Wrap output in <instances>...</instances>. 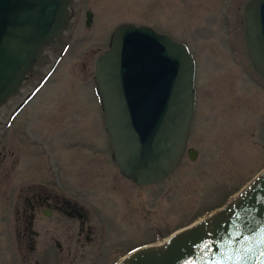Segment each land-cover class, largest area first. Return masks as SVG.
Here are the masks:
<instances>
[{"label":"rangeland","instance_id":"obj_1","mask_svg":"<svg viewBox=\"0 0 264 264\" xmlns=\"http://www.w3.org/2000/svg\"><path fill=\"white\" fill-rule=\"evenodd\" d=\"M247 1L73 0L79 7H74L71 17L73 14L72 19L78 17L80 21L77 26L66 27L62 37L50 48L53 54L40 59L47 63L38 74L48 68L64 39L72 36L73 43L69 53L60 60L56 78L49 80L50 84L44 89L62 90L58 93L71 100L67 93L73 88L76 93L82 92L83 100L92 104L90 90L85 86L93 73L92 60L105 49L108 35L118 24L146 26L166 34L173 41L184 44L194 61L195 105L186 146L196 151V155L189 160L184 154L163 182L138 188L120 177L110 159L106 137L103 143L97 125L94 129L89 126L86 136L94 139L96 146L105 144V150L96 166L93 163L84 172L87 178L82 177L84 184L87 182L85 204L93 216V231L98 233L95 223L100 221L112 243L95 264H112L127 251L156 243L159 237L164 239L207 216L264 167V81L252 69L242 41L241 15ZM69 8L72 12L73 7ZM85 9L94 13L93 25L88 28L83 25ZM84 57L89 59L86 73L76 76L82 70ZM46 97L43 91L35 100ZM6 109V104L0 107V135ZM10 151L16 155L15 147ZM92 151L90 148L89 153ZM66 159L67 154H63L58 160ZM32 166L41 168L40 164ZM64 173L72 180L76 178L73 165ZM110 184L118 187L116 196L106 192ZM11 190V186L7 190L5 184L0 185V264L41 263V248L29 251L26 235L21 234V223L18 232L19 221L15 222L13 215L6 213L9 198L5 196ZM13 200H9L10 207ZM88 206L96 207L97 212L103 211L104 217L93 213L92 208L90 211ZM65 254L62 251V259L56 258L50 263L92 264L88 259L93 256L90 251L85 260L78 258L84 255L79 248Z\"/></svg>","mask_w":264,"mask_h":264},{"label":"water","instance_id":"obj_2","mask_svg":"<svg viewBox=\"0 0 264 264\" xmlns=\"http://www.w3.org/2000/svg\"><path fill=\"white\" fill-rule=\"evenodd\" d=\"M66 0H0V106L42 48L59 36ZM247 59L264 81V0L242 11ZM94 81L119 174L138 186L178 166L192 124L194 61L187 47L146 26L120 24L95 63ZM189 160L196 151L187 150ZM114 264H264V167L226 203Z\"/></svg>","mask_w":264,"mask_h":264},{"label":"flooded vegetation","instance_id":"obj_3","mask_svg":"<svg viewBox=\"0 0 264 264\" xmlns=\"http://www.w3.org/2000/svg\"><path fill=\"white\" fill-rule=\"evenodd\" d=\"M69 7H73L72 12ZM74 7H79V3L74 5L73 0H66L67 16L61 34L42 48L40 56L33 61L17 92L8 97L0 106L6 104L7 107L1 122L0 185L5 184L7 190L10 189V186L12 188L5 196L9 198L6 213L8 215L11 213L15 222L19 221L18 232H20L21 223V234L26 235L29 251L36 250V247L41 248L40 256L43 258V262L35 264H51L50 262L56 258L62 259V251L68 255L78 248L84 254L78 256L79 259L88 258L87 252L90 251L93 256H89L88 259L92 260V264H95L101 255L109 251V244H112L105 234V225L100 224V221L95 223L98 225V233L93 231V216L88 213L85 204L87 182L84 184L82 177L87 178V174L85 175L84 172L89 170L91 164L94 163L96 166V161L98 163V160L101 159L98 158L102 154L104 155L105 150V144L96 146L94 139L86 136L89 133V126L94 129L97 125L103 143L105 137L108 143L103 108L94 81L95 63L97 58L109 48L112 32L120 24L114 27L108 35L106 44H104L105 49L92 60L93 73L88 79L90 82L85 85L89 88L93 98L92 104L83 100V93L79 89H77L79 93H76L73 88L68 90L67 97H72L71 100L64 99V94L58 93L62 90L52 92L44 89L50 84L49 80L56 78L60 60L69 53L74 37L64 39L57 51L54 52V57L48 68L40 75L38 74L41 67L47 63L46 60L44 63V60L40 59L47 54H53V50L50 48L62 37L66 27L78 25L80 19L78 17L76 20L72 19ZM70 13H73L72 17ZM241 19L244 30L242 15ZM93 22V11L85 9L83 25L88 28L93 25ZM45 49L48 51L46 52ZM82 60V70L76 73V76L86 73L89 59L84 57ZM43 91L47 96L46 99L35 100V97ZM75 94H78L77 98L74 97ZM18 96V100L14 99ZM14 147L16 155L10 151ZM90 148L93 150L92 154L89 153ZM187 150L189 148L185 146V155ZM109 151L110 159L114 165L110 148ZM63 154H67V159L58 160L59 156ZM34 163L40 164L41 168L33 167ZM70 165H73L76 172V178L73 180L64 173ZM114 167L116 166L114 165ZM120 177L122 176L120 175ZM74 185L77 188L73 190ZM140 187L144 186H138V188ZM106 192L110 196H116L118 187L116 184H110L109 190ZM11 198L14 200L10 207L9 200ZM102 207L104 208V206ZM88 208L90 211L92 208L93 213L104 217L103 211L97 212L96 207L88 206Z\"/></svg>","mask_w":264,"mask_h":264},{"label":"bare ground","instance_id":"obj_4","mask_svg":"<svg viewBox=\"0 0 264 264\" xmlns=\"http://www.w3.org/2000/svg\"><path fill=\"white\" fill-rule=\"evenodd\" d=\"M199 219H201V218H199ZM159 242V241H158Z\"/></svg>","mask_w":264,"mask_h":264}]
</instances>
